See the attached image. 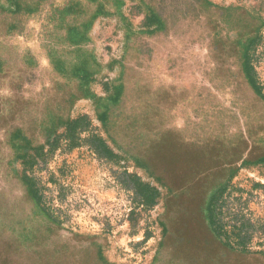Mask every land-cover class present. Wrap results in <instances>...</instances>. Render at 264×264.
Instances as JSON below:
<instances>
[{
	"label": "flooded vegetation",
	"instance_id": "obj_1",
	"mask_svg": "<svg viewBox=\"0 0 264 264\" xmlns=\"http://www.w3.org/2000/svg\"><path fill=\"white\" fill-rule=\"evenodd\" d=\"M120 2L0 0L31 10L49 8L48 34H60L71 56L62 58L50 47L47 61L35 58L34 51L28 53L34 58L24 61L17 50L7 66L3 40L10 42L20 28L12 30L0 18V229L18 249L19 263L27 250L36 263L58 252L64 264H105L100 238L71 232L52 244L61 226L41 215L16 164L27 150L49 147L56 125L65 120L63 106L84 96L74 76L84 54L73 41ZM139 2L144 19L141 27L129 29L132 39L114 83L121 95L108 104L106 129L137 161L159 171L164 184L163 236L154 264L264 260L257 251L237 253L217 215L237 172L264 166V94L247 66L249 47L264 21L243 6L213 0Z\"/></svg>",
	"mask_w": 264,
	"mask_h": 264
},
{
	"label": "rangeland",
	"instance_id": "obj_2",
	"mask_svg": "<svg viewBox=\"0 0 264 264\" xmlns=\"http://www.w3.org/2000/svg\"><path fill=\"white\" fill-rule=\"evenodd\" d=\"M213 1L227 7L243 6L264 21V0ZM139 3V0H121L116 9L105 11L93 22L89 41L76 45L77 53L93 55L102 66L96 83L87 90L93 91L94 97H75L63 106L67 109L65 120L81 121L76 133L70 135L69 124L61 120L47 142L50 148L46 146L41 156L27 150L26 161L33 165L23 161L16 164L20 175L31 180L41 215L51 217L52 222L56 220L61 226L52 244L64 242L65 233L76 234L78 238H100L104 242L105 264H154L163 236L160 219L166 192L158 178L159 171L146 167L117 145L98 118L108 95L104 83L112 86L121 78L128 50L127 31L130 27H141L144 19ZM38 8L31 10L26 6L21 15L0 13L4 23L13 26L12 30L20 28V33L10 42L7 39L1 42L7 66L15 60L13 55L17 50L21 51L20 59L24 61L34 58L28 55L33 51L35 58L47 61L50 47L62 58L65 53L70 56L65 39L60 34H48L49 8ZM34 10L37 13L33 14ZM247 62L254 82L264 94V26L249 50ZM69 90L76 93L75 88L69 87ZM100 141L105 146H100ZM105 150L114 156L108 158ZM152 191L156 196L150 201L147 197L154 194ZM217 215L222 233L237 253L241 249L264 253V166L246 167L237 172L218 203ZM53 254L54 257L50 254L44 262L36 263L26 250L19 263L18 249L11 241L7 242L0 229V264H64L63 254ZM230 262V258L227 261L217 258L199 264Z\"/></svg>",
	"mask_w": 264,
	"mask_h": 264
},
{
	"label": "trees",
	"instance_id": "obj_3",
	"mask_svg": "<svg viewBox=\"0 0 264 264\" xmlns=\"http://www.w3.org/2000/svg\"><path fill=\"white\" fill-rule=\"evenodd\" d=\"M21 10H22V6H19L17 3H9V11L11 12L10 14H14V15L21 14L22 13ZM105 13H106L105 11L101 12L100 16L101 15H104ZM93 22H94V20L89 25H87L84 33L80 37H76L75 38V40L73 41L75 45H78V46L81 45L82 46L84 43H86V42L89 41V33H90L91 26L93 25ZM258 37H259V34H258ZM258 37L252 42L251 46L249 47V50L251 49L252 45L257 42ZM126 38H127L126 40H128V42L131 41V39H132V33L129 30L127 31ZM81 49H82V47H81ZM92 58H93V55H88V54L85 53L84 54V59H83L84 62H83L82 70H81L82 72L81 71L74 72V76L78 78V80L80 81L81 85L84 86V87H86L87 84H88V80H87L88 73L91 72V71H94V69H95V68H92V63H91L93 61ZM247 58H248V54H247ZM247 66H248V62H247ZM249 70H250V68H249ZM250 72H251V75H252V70H250ZM251 77H253V76H251ZM252 80H253V78H252ZM253 84L256 87L259 88V86L254 82V80H253ZM85 89L83 88L84 97L85 96L86 97H92V96H90L91 93L87 91V90H89V88H85ZM105 89L108 92V95H107L108 97L105 99L106 102H102V104H101V107H100L101 109H100L98 118L101 120L102 124L106 126L107 123H108V115H107V112H108V104H112L114 101H116V99H118L120 97V95H121V88H116L115 87V84H113L112 86H109V85L107 86L106 85ZM65 122H66L67 125L69 124L68 125V133L70 135L75 134L76 131L78 130V128L81 126L80 125V122L81 121L79 119L78 120H75V121L67 119V120H65ZM100 146H105L103 141H100ZM43 151L44 150L42 148L41 151L37 152L38 156H41V153ZM27 154L28 153H25L23 155V157H22L23 158V162L25 164H28V165L29 164L30 165H33V163H31L29 161H26V159L28 157ZM105 155L108 158H112L114 156L113 153L110 152V150H105ZM26 182H27V184H28V186L30 188L31 193L34 195L35 201H36V203L38 205L39 200H37V198H36V195H35L36 192L34 193V191L31 188V185H30L31 180L30 179H26ZM152 192L154 194L152 196H151V194H149V197H147L148 200H150V201H152L154 199V197L156 196L155 195L156 193L154 191H152ZM46 218L48 220H52L51 217H49V216L46 217Z\"/></svg>",
	"mask_w": 264,
	"mask_h": 264
},
{
	"label": "crops",
	"instance_id": "obj_4",
	"mask_svg": "<svg viewBox=\"0 0 264 264\" xmlns=\"http://www.w3.org/2000/svg\"><path fill=\"white\" fill-rule=\"evenodd\" d=\"M7 10V11H5ZM24 8L22 7V13H24ZM0 13L1 14H10L9 12V3H0ZM21 14H17V15H21ZM12 15V14H10ZM14 15V14H13ZM93 61L91 62L92 63V66L95 68L94 71H91L88 73V76H87V80H88V84L86 87L82 86V90L83 88H89L91 90V88L93 87L94 83H96V78L101 74L102 72V66H101V63H99L94 57L92 58ZM106 87V83H104V88ZM86 90V89H85ZM92 97H94L93 95V91L91 93ZM108 96H106L107 98Z\"/></svg>",
	"mask_w": 264,
	"mask_h": 264
},
{
	"label": "water",
	"instance_id": "obj_5",
	"mask_svg": "<svg viewBox=\"0 0 264 264\" xmlns=\"http://www.w3.org/2000/svg\"><path fill=\"white\" fill-rule=\"evenodd\" d=\"M241 261H247L250 264H264V260L263 259H260L259 257H256V256H247V257H243V259L233 258L231 260L230 264L233 263V262H241Z\"/></svg>",
	"mask_w": 264,
	"mask_h": 264
}]
</instances>
